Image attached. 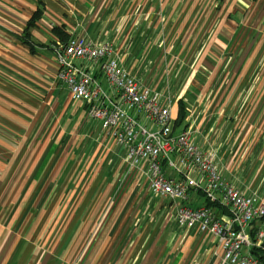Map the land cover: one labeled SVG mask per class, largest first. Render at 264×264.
<instances>
[{
	"label": "crops",
	"instance_id": "crops-1",
	"mask_svg": "<svg viewBox=\"0 0 264 264\" xmlns=\"http://www.w3.org/2000/svg\"><path fill=\"white\" fill-rule=\"evenodd\" d=\"M176 2L0 0V264H221L222 260L217 239L172 223L177 204L169 198L152 195L169 206L163 215L160 212L159 217H153L159 226L157 238L151 242L146 234L152 235L155 227H150L154 221L148 215L137 219L134 230L124 226L130 215L125 206L132 199L144 202L143 195L113 194L115 200L102 211L99 207L86 209V205L90 198L99 204L112 200L106 193L85 196V200L83 193L68 192L54 207L50 205L52 186H97L119 158L125 163L114 153V140L103 134L99 121L88 119L87 104L58 83L56 60L48 47L60 40L56 33L111 44L112 58L120 67L147 86L162 89L166 81L158 70L151 69L158 61L155 30L165 21L169 24L178 19L181 25L185 17L178 13L191 10L186 23L191 43L180 61L185 67L194 60L187 66L189 76L180 81L171 104L173 121L179 99L187 107V117L175 132L189 130L195 145L216 153L223 178L246 195L264 200V108H258L257 98H240L238 92L247 83H237L240 73L249 74L248 68L257 66L254 63L241 70L244 61L240 59L230 68L241 41L231 52L226 50L234 31L246 25L251 30L260 27V19H254L262 11L250 8L247 12L243 4L230 9V3L225 7L226 15L215 20L216 12H211L215 14L212 19L207 13L213 8L211 2ZM37 8H42V16L26 37L24 29ZM214 20L218 28L211 30ZM201 64L205 66L203 73ZM82 66L111 96L98 67L87 62ZM138 120L149 130L156 129L142 115ZM121 165L104 178L106 185L117 184L112 178ZM192 177L198 178L197 173ZM45 187L49 189L44 192ZM204 202L202 194L192 191L185 204L195 208ZM258 221L250 232L264 226V219ZM159 232L167 238H159Z\"/></svg>",
	"mask_w": 264,
	"mask_h": 264
},
{
	"label": "built area",
	"instance_id": "built-area-1",
	"mask_svg": "<svg viewBox=\"0 0 264 264\" xmlns=\"http://www.w3.org/2000/svg\"><path fill=\"white\" fill-rule=\"evenodd\" d=\"M50 50L58 68V83L73 98L87 104V117L98 120L101 131L114 140L115 154L125 153L128 169L140 172L146 167L151 194L176 202L179 226L217 239L223 250L221 264H260L251 249L257 247L264 252V226L254 237L250 227L264 218V200L246 195L223 178L216 153L195 145L189 130L173 132L169 89L149 87L120 67L112 58L111 44H96L85 36L70 35L65 43H52ZM83 62L98 67L111 96L82 66ZM139 115L156 129L148 130L139 122ZM164 164L167 171L180 178L169 176L163 170ZM192 173H197L198 178ZM198 190L208 202L223 205L228 217L222 219L204 203L195 208L186 205L190 192Z\"/></svg>",
	"mask_w": 264,
	"mask_h": 264
},
{
	"label": "rangeland",
	"instance_id": "rangeland-1",
	"mask_svg": "<svg viewBox=\"0 0 264 264\" xmlns=\"http://www.w3.org/2000/svg\"><path fill=\"white\" fill-rule=\"evenodd\" d=\"M175 1H177L176 3L180 2L182 5L188 4V3H193V2L197 3V4L199 2H205V1L211 2V5H212L211 7H213V8L208 10L207 13L210 14L211 12H216L217 13L216 17H215V14H213V13H211L209 16L211 19L215 17V20L221 19V18H223V16L226 15L227 10L225 7H227L226 5H228L230 3H231L230 9L233 7L236 8V6L240 7L241 4H243L245 6V8H247V12L249 11L250 8H251V10H252V8H255V9L258 8L259 12L262 11L260 17H256L254 19L255 21H258L260 19V23H261L260 27L258 29L253 28V30H251V26L246 25L243 27V29H241L242 31L240 30L241 33H240V31H236V32L234 31L233 36L229 39L230 42L227 44L226 50L231 52L233 49L237 48L236 44L239 41H241L240 47H239L240 49H239L238 53L236 54L234 61H232L231 65H230L231 69L233 67L237 66V63H238V61H240V59H241V62L244 61V66L241 67V70L244 68L246 69L247 66H249V65L251 66L254 63H256L255 66H257V67L255 69L254 68L252 69V66L250 68H248L249 74L244 73V72L240 73V76L237 79V83L245 81V83H247V84L244 85L243 87H241V89L239 90L238 93L240 94V98L242 96L244 97V99H248V98H252V97L257 98L258 103H259L258 108L263 109L264 108V0H237L234 2L232 0H175ZM191 12H192L191 10H188V9L183 10L182 9L180 11V13H178V15L180 17H185L184 22L181 21V23H182L181 25L177 24L178 19L175 22H172V23L170 22L169 24H167L168 22L165 21V24L163 26L158 25L157 26L158 30H155L157 33L155 35V39L157 40L158 44H157V48L154 49V52H155V55L158 57V59H157L158 61L156 63L152 64L151 69L153 70V72H154V70L155 71L158 70L160 72L159 75L163 76V79L166 81L163 84H165L164 87H166V88L162 87V90H163V88L165 90L169 89V92L171 95V102L174 99H176V97L174 95L177 91V87L179 86L180 81H183L184 75H185V79L187 76H189L188 75L189 70H188L187 66L192 64L193 60H194V58L191 59V62L189 63V65H187L185 67H184V64H182V62L180 61L183 58V56L185 55V53L187 52L186 50L188 49L189 43H191L190 42V39H191L190 35L191 34H189V32L187 31V30H189V27L186 24L188 21V17L191 14ZM232 17H233L232 15H229L228 16L229 20H232L233 19ZM215 20H214V22H212L211 30H216V28H218ZM250 20H252V19H250ZM247 24H248V22H247ZM226 27H227V25L225 26V28ZM239 33H240V35H239ZM150 36H152V34ZM88 39H90V38H88ZM181 40H183L184 46H182V44L180 46V43H182ZM91 41H93V40H91ZM253 49H256V51H257L256 54L252 53L254 51ZM253 55H254V57H252ZM173 61H176V64H174ZM153 66H155V67H153ZM174 66H176V67H174ZM200 69L203 73L205 66L203 64H201ZM154 75L156 76V74H154ZM168 87H170V88H168ZM239 87H238V89H239ZM158 90H161V88ZM263 112H264V110H262V113ZM246 113H248V111ZM88 119H90V118H88ZM124 154L125 153L123 152L120 155L123 157ZM121 162H122V165H121L122 167L120 166L121 168L118 170L117 176L112 178V180L115 181L113 184H115V183H117V184L115 186L106 185L107 182H105L104 178L106 176L110 177V175L114 172L115 167H117L116 165L117 164L119 165ZM116 163L117 164L115 165V167H112L111 170L108 171L107 175L105 177H103L102 183L97 185V186H93V185H89V184H87V185L82 184L80 186L69 185L68 187L67 186H61V187L52 186V188L50 187L51 193L54 194V197H52L53 200L50 203V205L52 204L54 207L55 204H57L60 196L62 194H66L68 192L73 193L75 195H81L83 193L84 198H85V196L87 197L90 195L98 196V195H101L102 193L108 194L109 199L111 197H113L112 196L113 194H115L114 196H116L117 194L127 195V194L134 193L135 196L139 195V197L141 195H143L142 199L144 200V202H141L139 204L137 200L132 199V201L128 202L127 208L125 206L126 211L130 210L129 218H131L132 216L134 217L137 214H138L137 215L138 217L136 219H133V220L128 218L130 223H128L127 222L128 220H127L126 223L124 224V226L126 225L129 228V225H130V228H133V230H134V229H136V227L138 225L137 219L139 220L141 216L148 215L150 217V219H152L154 221V226H150V227H155L154 231L152 232L153 233L152 235L146 234L147 235L146 239L150 240V242H151L155 238H157L156 233L158 231L157 227L159 226L158 225L156 227V222H155V219H153V217H155L156 215L159 217L160 212L163 215L164 210L167 209L166 207L169 206V204L166 201H160L158 199H155L152 196L151 191L149 189V182H148L150 175H149V173H146V167L145 166L143 168L140 167L141 171L138 172L136 170H132L131 168L128 169V163L126 161L124 163L121 160V158H119ZM166 169H167V167L164 164L163 170L165 172L167 171ZM136 172L138 174H136ZM170 172H172V171H170ZM70 173H77V172L71 171ZM130 173L134 174L135 176L133 177V175ZM172 173H173V175L175 174V172H172ZM131 175H132V177H130ZM134 182H135V184H134ZM46 189L48 190L49 187H45L42 191L45 192ZM85 200H86V198H85ZM85 200L82 201V203H79V204H81V207L83 204L84 205L86 204ZM114 200H115V197H113L112 200H108L107 202H102L101 204H99L98 202L95 201V199L93 200L92 198H90V201L86 205V209H92L94 207L95 208L99 207L100 210L102 211L103 209H101V208L107 209L111 205V203H113ZM81 207H80V209H81ZM174 220L175 221H172V223H174V224H175V222L177 223L176 214H175ZM149 225H151V223ZM151 229L152 228H150V232L152 231ZM192 230H195V229H192ZM160 233H162V232H159V234H158L159 238L161 236H164L165 239L167 238L166 234H160ZM202 234H204V233H202Z\"/></svg>",
	"mask_w": 264,
	"mask_h": 264
},
{
	"label": "trees",
	"instance_id": "trees-1",
	"mask_svg": "<svg viewBox=\"0 0 264 264\" xmlns=\"http://www.w3.org/2000/svg\"><path fill=\"white\" fill-rule=\"evenodd\" d=\"M42 13H43L42 8H37V10L32 14L31 18L28 20V22L26 24V28L24 29V32L26 33V37L28 36L27 31L35 25L37 20H39L41 18ZM56 34L60 39L59 40L60 43H65L69 38V36H63L61 33L60 34L56 33ZM26 37L23 38L24 42L26 44H28L29 46H31L30 43L28 42V38H26ZM51 44L52 43H50L48 46L49 49H50ZM177 106H178L177 116L173 121V132H175L176 128L179 127L181 125V123L184 121V119H186V117H187V109H186L187 107L181 99H179L177 101ZM196 192L202 194V197H204V199H205V195L202 191L198 190ZM204 204L211 207L215 211V213L218 216H220L222 219H224L223 218L224 216L228 217L227 209L223 205H221L220 203H218V202L217 203H210V202H208L207 199H205ZM252 224L253 225H257V224L259 225V221H255ZM256 231H257L256 227L252 228V230L250 232L252 237H254V234ZM251 254L257 258V260L259 261L260 264H264V252H263V250H261L260 248H257V247H253L251 249Z\"/></svg>",
	"mask_w": 264,
	"mask_h": 264
}]
</instances>
